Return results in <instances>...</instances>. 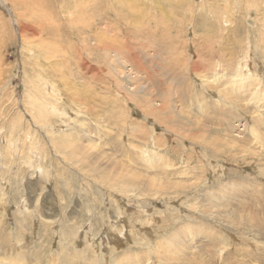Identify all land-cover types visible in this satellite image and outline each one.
Here are the masks:
<instances>
[{
    "label": "rangeland",
    "instance_id": "374dc122",
    "mask_svg": "<svg viewBox=\"0 0 264 264\" xmlns=\"http://www.w3.org/2000/svg\"><path fill=\"white\" fill-rule=\"evenodd\" d=\"M84 2L0 0V264H264V0Z\"/></svg>",
    "mask_w": 264,
    "mask_h": 264
},
{
    "label": "bare ground",
    "instance_id": "6f19581e",
    "mask_svg": "<svg viewBox=\"0 0 264 264\" xmlns=\"http://www.w3.org/2000/svg\"><path fill=\"white\" fill-rule=\"evenodd\" d=\"M81 1V0H80ZM85 0H83V2H84ZM96 0H87V2H84V7L82 8L83 9V11H82V13H83V15L82 16H84V17H82V18H85V17H87L86 15H87V13H88V11H94L95 10V8L96 7H94V5H93V3L95 2ZM91 2H93V3H91ZM106 2H108V1H106ZM130 2V1H129ZM128 2V3H129ZM78 4V3H77ZM123 4H125L124 2H123ZM245 4V3H244ZM81 7H82V5H81ZM131 7V6H130ZM68 8V7H67ZM75 8V7H74ZM69 9V8H68ZM81 9V10H82ZM64 11V10H63ZM65 13V12H64ZM67 13H69V12H67ZM73 14V13H72ZM70 16V15H69ZM73 16V15H72ZM119 16V15H118ZM73 18V17H72ZM122 18V17H121ZM71 19V18H70ZM123 19V18H122ZM51 20V19H50ZM85 20V19H84ZM69 21H71V20H69ZM66 22V21H65ZM135 24V23H134ZM25 26V25H24ZM93 21H90L89 23H88V29L89 30H91L93 27ZM139 26V25H138ZM137 26V27H138ZM141 26V25H140ZM21 28H23V25H21ZM27 29V27L25 28V30H23V31H28V30H26ZM32 30H33V32H31V34L32 35H35L36 34V30H37V28H32ZM38 33V32H37ZM105 35V34H104ZM103 35V36H104ZM112 40H114V39H112ZM111 40V41H112ZM119 40V39H118ZM121 40V39H120ZM115 41H116V39H115ZM115 41H113V42H115ZM121 43H123L122 41H120ZM115 45V44H114ZM98 47H101V48H103V49H112L114 46H113V44H112V42H108V41H104V42H102L101 43V45H99ZM219 47V46H218ZM85 48V47H84ZM123 48V47H122ZM122 53H123V51H122ZM122 55V54H121ZM124 55V54H123ZM126 56V55H125ZM135 62V61H134ZM151 74V73H150ZM56 91V90H55ZM53 92V91H52ZM170 94V93H169ZM26 96V95H25ZM168 96V95H167ZM24 101V100H23ZM50 104V103H49ZM26 106V105H25ZM41 106V105H40ZM36 107V106H35ZM38 107V106H37ZM150 108V107H149ZM152 109V108H151ZM64 110V109H63ZM153 110V109H152ZM44 111V110H43ZM158 115V114H157ZM39 117V116H38ZM11 126V125H10ZM12 128V127H11ZM171 131V130H170ZM94 148V147H93ZM97 148V147H96ZM178 149V148H177ZM7 151V150H6ZM154 177V176H153ZM151 180H153V178L151 179ZM232 182V181H231ZM228 183V182H227ZM155 185V184H154ZM153 185V186H154ZM160 189V188H159ZM157 190V189H156ZM159 191V190H158ZM255 213V212H254ZM263 219H264V217H263ZM232 220H234V219H232ZM254 221V220H253ZM249 222H251V221H249ZM260 225V224H259ZM262 225V224H261ZM248 226V225H247ZM183 228V227H182ZM191 228V227H190ZM193 228V227H192ZM195 228V227H194ZM178 230V229H177ZM182 230V229H181ZM179 231V230H178ZM196 231V230H195ZM126 232V231H125ZM177 232V231H176ZM182 232V231H181ZM185 232V231H184ZM188 232V231H187ZM194 232V231H193ZM193 232H190V233H188L186 236H189V238H192V237H194L192 234H193ZM175 233V232H174ZM186 233V232H185ZM184 233V234H185ZM177 234H178V232H177ZM111 235V234H110ZM191 235V236H190ZM108 236V235H107ZM216 236V235H215ZM215 236H212V238L213 237H215ZM181 237V236H180ZM177 238V237H176ZM185 238L186 237H184V241H183V243H184V245L186 246V245H188L187 243H186V240H185ZM195 238V237H194ZM193 238V239H194ZM211 238V239H212ZM179 239V238H178ZM214 239V238H213ZM123 240V239H122ZM192 240V239H191ZM74 241V240H73ZM216 241V240H215ZM220 241V240H219ZM176 242V241H175ZM175 242H173V239L171 238V244L170 245H168L169 247L173 244V243H175ZM132 243V242H131ZM213 243V242H212ZM211 242L210 243H208V244H212ZM179 245V244H178ZM183 245V244H182ZM181 246V245H180ZM57 247V246H56ZM156 248V247H155ZM177 248V247H176ZM184 248V247H183ZM183 248H181V249H183ZM188 248V247H187ZM65 249V248H64ZM158 249H159V247H158ZM170 249V248H169ZM83 251H85V249H83ZM157 251V250H156ZM174 251V250H173ZM66 252V251H65ZM147 253V252H146ZM198 253V252H197ZM80 254V256L79 257H82L83 255L85 256V252L84 253H79ZM175 254V255H174ZM186 254L187 253H183V257L182 256H178V254L174 251L173 253H172V256H170L169 255V257L167 258V259H174V262L172 263V264H193V260L191 259V257L190 258H186ZM59 255H61L62 257H65V255H64V253H63V249L61 250V252L59 253ZM98 255V254H97ZM97 255H95V257H93V260L96 262H99V263H101V264H106V258L104 259V257H103V255L102 256H97ZM146 255V254H145ZM148 255V254H147ZM190 255V254H189ZM87 256V255H86ZM90 256V255H89ZM150 256V255H149ZM188 256V255H187ZM75 257V256H74ZM153 257V256H152ZM71 258V257H70ZM108 258V257H107ZM136 258H138V257H136ZM155 259H154V261H155V263L156 264H165V263H162V261H160V256H155L154 257ZM66 259V258H65ZM68 259V258H67ZM115 261V260H114ZM151 261V262H150ZM176 261V262H175ZM126 262H129L130 264H136V262L137 261H135V259L133 260V261H126ZM147 262H148V264H152L153 262H152V258L150 257H148L147 258ZM164 262V261H163ZM195 262V261H194ZM109 263V262H108ZM107 263V264H108ZM142 264L143 263V260H139V264ZM154 264V263H153ZM170 264V263H169ZM204 264V263H203Z\"/></svg>",
    "mask_w": 264,
    "mask_h": 264
}]
</instances>
